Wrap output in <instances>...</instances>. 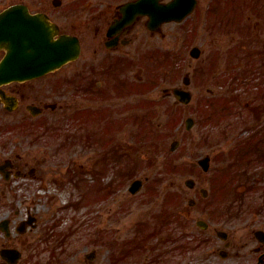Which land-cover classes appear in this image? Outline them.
Wrapping results in <instances>:
<instances>
[{
    "label": "rangeland",
    "instance_id": "1",
    "mask_svg": "<svg viewBox=\"0 0 264 264\" xmlns=\"http://www.w3.org/2000/svg\"><path fill=\"white\" fill-rule=\"evenodd\" d=\"M17 1L22 0H0V11ZM216 1L208 9L209 0H200L187 22L177 26L176 37L159 42V62L145 61L153 69H142L141 82L127 72L134 87L122 98L107 97V72L84 53L46 76L3 87L18 106L8 114L0 101V157L20 155L27 166L31 155L44 160L39 180L18 181L12 195L0 198V218L11 222L13 233L7 246L20 250L22 261L37 256L46 264H256L249 212L222 207L221 197L228 194L226 203L242 190L236 185L248 184L240 176L243 164L233 155L246 136L238 134L250 125L252 106L260 104L264 112V85L256 78L250 82L246 63L252 48L248 37L253 31L264 36V30L261 24L253 27L252 0H221L212 7ZM26 2L33 13L60 23L59 9L49 1ZM252 3L263 6L264 0ZM218 16L225 23L226 16L233 17V26L239 19V30L217 34ZM193 47L200 51L198 58L189 54ZM163 50L171 51L168 59ZM184 76L192 96L187 104L171 94L182 87ZM29 104L55 108L33 117ZM189 117L193 125L187 130ZM173 141L178 145L170 151ZM205 156L208 172L197 165ZM187 179L193 188L185 185ZM132 180L141 181L136 194L128 189ZM248 187L241 203L238 198L243 208L258 195ZM199 189L207 190V198ZM30 216L37 218V227L16 237L15 226ZM198 220L208 228L200 230ZM216 231L227 233L228 248ZM4 241L0 233V247ZM127 248L134 252L125 260ZM88 253H93L90 261Z\"/></svg>",
    "mask_w": 264,
    "mask_h": 264
},
{
    "label": "flooded vegetation",
    "instance_id": "2",
    "mask_svg": "<svg viewBox=\"0 0 264 264\" xmlns=\"http://www.w3.org/2000/svg\"><path fill=\"white\" fill-rule=\"evenodd\" d=\"M26 1L30 2V0ZM26 1H17L11 5H28ZM45 1L46 3L49 1L52 7L59 9V24L53 22L49 17V20L55 23L58 28L57 35H67L77 39L80 45L79 58L84 57V53L86 54V59L96 62L100 69L103 68L107 72V97L112 94L114 97L116 95L122 98V96H125V93L127 94L126 91L133 90V82H141L142 79H144L140 75L142 69L144 70L145 68L147 69L146 71L153 69L152 66L150 67L145 65V61L151 58L157 63L159 62V60H157V58H159L158 55H160L159 42H161V40L164 41L175 38L177 26L185 24L190 15L193 14H190L181 22L163 20L159 11L155 8L165 6L173 0ZM195 2V10H197L200 0H196ZM211 2H213V0H209L208 7ZM216 3L217 6L222 5L221 0H217ZM144 7H146V10ZM250 12L252 15L250 18H255L253 21V27L255 29L258 27L260 28L259 25L261 24L262 29L264 30V15L256 14V11L253 10H250ZM215 22V32L217 34L222 31L227 32L228 28L231 27L232 29L239 30L238 22H236L233 26V20L231 24L225 26L222 16H218L217 21ZM204 26L206 27L207 23H205ZM248 38H251L250 41H252V48L250 47V53L247 56L248 59L246 61L250 68V82L254 83L256 78L260 80L259 82H262V85H264V36H261L259 31H253ZM255 42H257L258 47L254 45ZM85 49H87L88 52H85ZM162 52L163 54H161V56L166 55L168 59V55H170L171 51L163 50ZM2 54L3 51L0 50V58ZM174 54H172L173 58L175 57ZM242 60L245 61V59ZM170 61L173 62L172 60ZM167 66L170 65L168 64ZM128 71L135 72V74H133L134 81L127 76ZM241 74L244 75L243 73ZM259 75L263 77L260 78ZM94 84L95 85L89 86L90 89L92 88L93 90L94 86H97V83ZM262 93L263 94L260 95V97L264 98V90ZM258 105L260 106V104ZM257 106H252V111L250 112L251 115H248L250 118V123L248 124L250 125L248 128L242 129L243 131L238 134L239 136H246L240 137V143H237L236 145V148L238 149H236V153L232 155L238 156L240 159L238 160V163L243 164L242 174L240 175L241 179L244 178L248 181L247 185H236L238 186L237 188L240 189L239 187L241 186L243 190L245 186H250L248 188L257 192L256 194L258 195H255L250 201V208H243V205H238V198L239 196H243V192L241 189L240 191L236 189L237 191L235 192V196H231L226 203H224V201L228 194L223 193V197H221V206H232L231 208L236 209V214L249 212L251 217L250 223L252 225V229L250 230L251 235L249 238L250 241L254 242V248L252 250L257 255V257H255L256 264L258 261L264 264V115H262L264 112L260 113L261 108ZM51 107L52 108L49 109L54 110L55 105H51ZM250 107L251 105H246V108ZM255 108H258L259 110ZM46 109L47 108L44 107L40 112V115L37 117L44 115ZM42 124L46 127L48 123L43 122ZM9 128L10 126H7V129ZM239 144L243 147L239 148ZM1 146L3 147V150H7L6 143ZM14 157L15 159H13V156L10 155L7 157H0V198H7L12 195L14 190L11 193L10 189H12V185L18 181H22L24 179L39 180L40 178L37 176L40 169L39 162L42 163L44 160L41 162L40 158L38 159L35 155H31L29 160L32 161V166H27L29 162L22 160L20 155H14ZM209 166L206 172L209 171ZM220 174L224 175V170ZM253 183H256V185ZM207 196L208 192L206 193L205 198H207ZM239 201L240 203L243 201L242 197L239 198ZM222 207L221 209H223ZM169 212L168 216L170 214ZM28 218L32 220L33 225L26 227L27 229L25 232H27L28 229H35L38 225L36 217L30 216ZM5 221L7 222L5 229H7L8 232L2 230V227L5 226H3L2 223ZM10 223L11 222L8 219L0 218V233L5 239L4 244L0 247V263L2 264H7V262L3 260L1 253L8 249H16L14 247L7 246V241L13 238ZM25 232L18 233L17 229H15V233L17 235L16 237L25 234ZM18 251L21 253L22 258V252L20 250ZM133 252L134 249H124L123 259L127 260L128 257H131ZM21 258L16 264H25V260H27L26 264H46V261L37 256H27V258L23 261Z\"/></svg>",
    "mask_w": 264,
    "mask_h": 264
},
{
    "label": "water",
    "instance_id": "3",
    "mask_svg": "<svg viewBox=\"0 0 264 264\" xmlns=\"http://www.w3.org/2000/svg\"><path fill=\"white\" fill-rule=\"evenodd\" d=\"M182 0H175L164 11H170V17L175 20H181L193 8L192 6L182 8L180 3ZM56 30L45 20L42 15H29L23 7L13 6L4 10L0 14V49H5L6 53L0 61V87L10 82L28 81L40 76H43L51 71H54L66 64L68 61L75 59L78 56L79 45L76 39L69 36H60L57 40L54 39ZM197 48L192 49L191 55L195 58L199 56ZM188 79H184V84H188ZM173 96L181 103L187 104L190 99V93L174 89ZM0 99L3 105L9 111L16 106V101L5 95L0 89ZM28 111L32 115L40 113L39 108L28 106ZM186 129H190L193 125L192 119L188 118L185 121ZM177 142H173L171 150L175 149ZM200 168L204 171L208 169L209 160L207 158L199 160ZM185 185L189 188L193 187V181H185ZM141 187V181H134L130 186V192L135 193ZM201 195L206 196V191L201 190ZM194 202L189 201L192 205ZM29 219L20 223L17 227L19 233L25 231V227L31 224ZM197 226L200 229H205L204 222L197 221ZM3 231L8 232L6 228L7 222H3ZM217 236L221 240H226L224 232H217ZM228 246V245H226ZM2 257L9 264H16L20 258V253L15 249L5 250L1 253ZM222 257H226L225 252H220ZM261 264V263H260Z\"/></svg>",
    "mask_w": 264,
    "mask_h": 264
}]
</instances>
